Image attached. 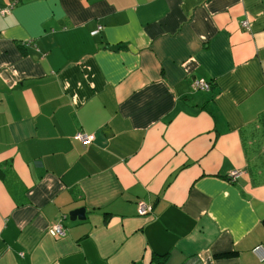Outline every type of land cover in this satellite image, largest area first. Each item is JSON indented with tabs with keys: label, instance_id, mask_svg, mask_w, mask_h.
<instances>
[{
	"label": "crops",
	"instance_id": "crops-1",
	"mask_svg": "<svg viewBox=\"0 0 264 264\" xmlns=\"http://www.w3.org/2000/svg\"><path fill=\"white\" fill-rule=\"evenodd\" d=\"M260 117L264 0L21 1L0 13V264H264Z\"/></svg>",
	"mask_w": 264,
	"mask_h": 264
},
{
	"label": "built area",
	"instance_id": "built-area-1",
	"mask_svg": "<svg viewBox=\"0 0 264 264\" xmlns=\"http://www.w3.org/2000/svg\"><path fill=\"white\" fill-rule=\"evenodd\" d=\"M23 0H10L7 5L5 7H0V13L1 14H7L9 13L14 6H16L18 3H20ZM244 26H246L247 28L249 27V24L247 21L243 22ZM193 87L197 90H210L211 86L210 83L207 80L204 79H194L193 81ZM74 138L76 140L81 141L84 145H89L93 142L95 135L94 134H87L83 131H79L74 135ZM232 177L236 178L237 175L239 174V172L237 170L233 171L232 173ZM153 210V206L152 205H147L144 202H139L138 203V213L140 215H145L148 213H151ZM48 232L50 233V235L54 236V237H60L66 234V229L65 226L63 224V221L60 220L57 223H53L51 224ZM254 252L256 254H259L261 259H264V247L263 246H256L254 248Z\"/></svg>",
	"mask_w": 264,
	"mask_h": 264
},
{
	"label": "trees",
	"instance_id": "trees-1",
	"mask_svg": "<svg viewBox=\"0 0 264 264\" xmlns=\"http://www.w3.org/2000/svg\"><path fill=\"white\" fill-rule=\"evenodd\" d=\"M208 82L210 83V86L212 88L213 87L212 82L211 81ZM247 136L250 137V141L252 142V144L259 143L264 145V117H260L256 121V124L252 126ZM259 146L262 148V145H258L257 147H255V149H253V147L250 145L249 142L245 146V150L247 152L246 154L248 158V171L251 175L252 182L254 184L264 183V160L262 159L260 160L261 154H260Z\"/></svg>",
	"mask_w": 264,
	"mask_h": 264
},
{
	"label": "water",
	"instance_id": "water-1",
	"mask_svg": "<svg viewBox=\"0 0 264 264\" xmlns=\"http://www.w3.org/2000/svg\"><path fill=\"white\" fill-rule=\"evenodd\" d=\"M84 212H85V209L84 208H79V209H76V210L71 211L70 212V215H72V217L76 218L77 216L80 217L81 214L84 213Z\"/></svg>",
	"mask_w": 264,
	"mask_h": 264
}]
</instances>
